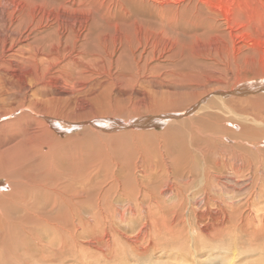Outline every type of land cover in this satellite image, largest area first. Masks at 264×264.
<instances>
[{
    "label": "bare ground",
    "instance_id": "bare-ground-1",
    "mask_svg": "<svg viewBox=\"0 0 264 264\" xmlns=\"http://www.w3.org/2000/svg\"><path fill=\"white\" fill-rule=\"evenodd\" d=\"M161 248L264 264V0H0V264Z\"/></svg>",
    "mask_w": 264,
    "mask_h": 264
},
{
    "label": "rangeland",
    "instance_id": "rangeland-1",
    "mask_svg": "<svg viewBox=\"0 0 264 264\" xmlns=\"http://www.w3.org/2000/svg\"><path fill=\"white\" fill-rule=\"evenodd\" d=\"M186 214V213H184ZM169 250L168 248L165 249H152L150 251L145 252L142 257L137 258L133 263L134 264H167L168 261L167 259L169 258ZM171 256V254H170ZM162 259V260H161ZM139 261V262H138ZM203 261V260H200ZM251 258L248 256L244 255L243 257L241 255H237L235 264H248L250 263ZM132 263V264H133Z\"/></svg>",
    "mask_w": 264,
    "mask_h": 264
}]
</instances>
